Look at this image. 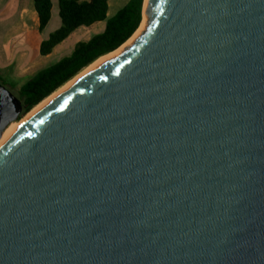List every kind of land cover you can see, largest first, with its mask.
<instances>
[{
    "label": "water",
    "instance_id": "1",
    "mask_svg": "<svg viewBox=\"0 0 264 264\" xmlns=\"http://www.w3.org/2000/svg\"><path fill=\"white\" fill-rule=\"evenodd\" d=\"M142 18L0 145V264H264V0Z\"/></svg>",
    "mask_w": 264,
    "mask_h": 264
},
{
    "label": "trees",
    "instance_id": "2",
    "mask_svg": "<svg viewBox=\"0 0 264 264\" xmlns=\"http://www.w3.org/2000/svg\"><path fill=\"white\" fill-rule=\"evenodd\" d=\"M109 0H57L59 27L46 34L51 18V0H32L39 20V32L43 39L40 56H46L70 34L80 27L104 22V28L86 41H78L71 53L38 71L25 81L14 94L22 105L18 119L30 112L45 98L75 77L98 58L122 46L139 28L142 22L144 0H128L112 17H107ZM0 83L2 79L0 78Z\"/></svg>",
    "mask_w": 264,
    "mask_h": 264
},
{
    "label": "crops",
    "instance_id": "3",
    "mask_svg": "<svg viewBox=\"0 0 264 264\" xmlns=\"http://www.w3.org/2000/svg\"><path fill=\"white\" fill-rule=\"evenodd\" d=\"M124 1L126 3L128 0ZM108 12L109 9L107 11L109 18ZM51 16L45 29L46 34L56 29V27L50 26L51 19H55L52 10ZM101 23L104 22H98L88 27L93 30L87 38L76 39L74 37L76 42L86 41L93 34L100 32L104 28ZM83 29L87 28L80 27L72 34ZM42 39L43 36L39 32L38 16L32 0H0V73L8 79L10 86L15 85L17 88L21 86L25 82V78L33 76L43 69L47 60L53 63L57 59L59 48H66L61 45V42L50 54L40 56L39 46ZM69 52L70 49L67 50L65 56L69 55ZM19 81H22V84L19 85Z\"/></svg>",
    "mask_w": 264,
    "mask_h": 264
},
{
    "label": "rangeland",
    "instance_id": "4",
    "mask_svg": "<svg viewBox=\"0 0 264 264\" xmlns=\"http://www.w3.org/2000/svg\"><path fill=\"white\" fill-rule=\"evenodd\" d=\"M51 2H52V15H53V17H55V19H51L50 26L57 28V27H59V24H60L59 23L60 21L58 19V15H57V0H51ZM124 3H125L124 0H110L109 1V5H108V9H109V12H108L109 15L108 16H109V18L112 17L120 8H122L124 6ZM142 22H144V18L142 19ZM142 22H141V24H142ZM101 25L103 27L104 26V23H101ZM92 30L93 29H88L87 28V29H83L81 31L76 32L74 35L73 34L69 35L61 43V45L62 46H65L66 48L65 49H61L62 47H61V45H59L61 48H59L58 51H57L58 52L57 53L58 56H56L57 59L55 61H57V60L61 59L62 57H64L66 55L68 49H70L69 54L71 53L74 45L77 43L76 40H75V38L76 39H84L85 37L87 38L92 33ZM55 54H56V52H55ZM51 64H52V62L49 61V60H47L46 63H45L44 68L47 67V66H49V65H51ZM33 76H29V77L25 78L24 81H27L28 79H30ZM0 77L2 79V83L4 84V87L6 89H8L11 93L17 94V89H12L11 88L10 82H8V79H6V77L4 75H1V73H0ZM21 82L22 81H19V85L22 84ZM26 115H24L23 117H21L20 119H18L15 122H18V121L22 120Z\"/></svg>",
    "mask_w": 264,
    "mask_h": 264
},
{
    "label": "bare ground",
    "instance_id": "5",
    "mask_svg": "<svg viewBox=\"0 0 264 264\" xmlns=\"http://www.w3.org/2000/svg\"><path fill=\"white\" fill-rule=\"evenodd\" d=\"M147 0L144 2V7L146 5ZM144 27V22L139 26V28L136 30V32L118 49L115 51L104 55L100 58H98L96 61H94L92 64L87 66L85 69H83L80 73H78L75 77H73L71 80H69L67 83H65L62 87H60L58 90H56L54 93H52L50 96L45 98L43 101H41L38 105H36L28 114L20 121L11 123L2 133V136L0 138V145H2L9 136L13 134L32 114H34L36 111H38L40 108H42L45 104L50 102L54 97H56L58 94L65 91L70 85H72L75 81H77L82 75L88 73L92 69H94L96 66H98L100 63H102L104 60L110 59L111 57L118 54L121 49H123L126 45H128L130 42L134 40V38L140 33V31Z\"/></svg>",
    "mask_w": 264,
    "mask_h": 264
}]
</instances>
